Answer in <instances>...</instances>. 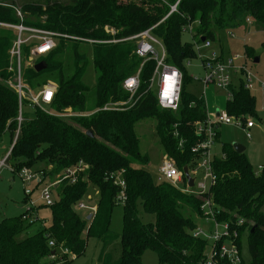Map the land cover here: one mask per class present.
Wrapping results in <instances>:
<instances>
[{"label":"trees","instance_id":"obj_1","mask_svg":"<svg viewBox=\"0 0 264 264\" xmlns=\"http://www.w3.org/2000/svg\"><path fill=\"white\" fill-rule=\"evenodd\" d=\"M167 1L168 4L160 0L28 3L20 11L28 17H36L39 20L36 24L15 19L14 8L0 4V23H22L81 39H125L156 26L152 31L166 47V62L181 70L184 78L178 111L161 110L156 95L147 92L156 63L148 60L142 64L143 60L135 54L133 42L90 46L61 38L51 53L35 63L44 62L46 69L40 72H36L35 64H29V47H24L21 82L37 88L34 87L37 81L47 78L58 87L54 101L46 106L49 112L32 106L24 90L22 115L25 120L16 138L19 116L17 67L11 62L9 52L16 35L11 29L0 27V139L9 134L14 143L7 163L13 165L14 173L25 166L44 163L40 184L72 171L80 163L87 168L84 174L75 172V182L67 178L57 185L58 198L48 207L52 210L51 226L30 231L33 225L23 220L28 211L0 222V264H55L59 261L71 264V257L61 255L60 247L79 257L86 249L85 238L102 244L98 264H143L146 251L157 255L158 264H202L209 242L192 234L204 217L202 204L206 200L213 205L215 220L227 223L229 231L236 232L239 251L243 234L248 235L249 264H264V164L262 172L256 173L245 153L237 154L232 144L225 145L222 154L226 157L215 156L212 165L217 181L210 191L200 197L188 194L169 183L157 184L142 167L149 165V159L146 154H141L135 127L142 119L154 118L159 143L166 155L173 159L180 172L183 173L184 167L191 170L197 159L192 149L199 140L193 124L207 118V109L202 98L186 90L193 79L187 75L185 61L196 59L197 55L191 43L182 42L183 27L198 22L194 39L201 43L205 38L213 44L217 32L228 31L230 34V30L242 28L248 20L264 26V0H180L177 13L163 21L170 5L178 2ZM105 27L114 29L116 35L107 33ZM68 42L73 47L74 66L69 75L67 67L59 60V56L65 54ZM75 45H85L93 51L97 83L92 90L93 107L88 109L91 113L88 116L84 114L87 111L86 94L90 89L81 81L88 67L87 53L85 50V55H81ZM262 46L264 48V42ZM246 50L248 57L254 60L250 48ZM224 56L221 53V57ZM138 72L140 88L131 102L118 111L103 110L107 104L128 102L130 96L123 89V83ZM229 91L233 94L225 105L229 115L245 121L246 116L255 114V99L245 89L242 79L233 83ZM24 107H29L33 115ZM68 110H71L70 119L62 118L68 115ZM89 130L93 132V138L86 135ZM182 139L181 148L179 141ZM117 173H121L126 191L122 204L124 228L120 237L110 231L111 215L120 194L111 178ZM183 181L185 187V175ZM89 182L98 188L99 194L96 212L88 220L73 206L87 193ZM143 215L150 217L147 222L143 221ZM241 220L243 224L239 226L237 223ZM51 241L55 242V248L50 247ZM59 254L61 258L57 259ZM218 264L229 263L223 259ZM242 264H245L243 260Z\"/></svg>","mask_w":264,"mask_h":264},{"label":"built area","instance_id":"obj_2","mask_svg":"<svg viewBox=\"0 0 264 264\" xmlns=\"http://www.w3.org/2000/svg\"><path fill=\"white\" fill-rule=\"evenodd\" d=\"M164 3L168 4L167 0H160ZM180 0L176 2L174 5H170V11L167 16L163 19V21L168 18L171 14L177 13V7ZM19 18H21L20 11H17ZM162 21V22H163ZM250 20H248L249 22ZM198 22L194 24L190 23L183 27V31L190 33L192 36L191 44L194 46L196 52V58L199 59L201 63V67L204 70V76L202 78H192L195 82H201L206 88L214 85L218 90L224 91L227 96V101H229L233 94L229 91L230 86L234 83L232 74L235 72L243 71L241 74L243 76L244 87L247 90H251L253 86L254 76L247 72L245 69H241L235 66V61L238 60V57L231 58H222L221 53L216 51L212 43L209 41L197 42L194 39L195 36V26ZM1 28H8L14 31L16 35V39L10 49L11 62H14L17 67V78H16V89L18 92L19 99V110H18V129L16 133V138L19 135V127L25 120L24 115H22L23 109V99L22 97L25 95L24 90L27 91L28 98L31 101L32 106L40 107L44 111H46V106H49L54 101V94L57 90L56 85L47 84L44 85L41 90L37 94L31 93L28 86L24 85L21 82V71L22 68L21 62L24 57V47H29L30 55L28 57L29 64L34 65L39 58L47 56L52 52V49L57 45L59 39H70L77 40L85 45H100V44H116V43H125L130 42L135 44V54L141 58L144 62L148 60L154 61L156 63V68L152 74L151 81L148 87L147 92L152 91L157 97L158 106L161 110H169V111H178L180 102H181V91L183 88L184 78L183 73L176 66L167 63V51L166 47L160 39H158L153 34V29L156 26L148 28L146 31H143L140 34L131 36L130 38L125 39H113V40H92L89 38H77L70 35L60 34L54 31H46L38 28H31L25 26L24 24H10V23H0ZM105 31L112 36L116 35V31L109 27H105ZM189 60H186L185 63L187 66L190 65ZM188 63V64H187ZM262 87H264V83H262ZM140 88V80H139V72L134 74L131 77L125 79L123 83V89L130 96V102L133 99V96L137 94ZM156 89V93L154 92ZM204 101H206L205 98ZM127 103L117 102L111 103L104 106L102 109L106 111H118L120 107L125 106ZM47 112V111H46ZM71 117L72 115H67ZM225 125H234L236 127H240L245 131L247 138H250L251 135L249 133V129L254 127L252 121L249 120H239L235 117L228 114L226 109L219 111L216 115L211 117L207 114V118L204 121H198L193 124L195 128V135L199 140L195 147L192 149V153L196 155L197 159L195 161L194 167L189 170V174L194 180L193 188L186 186L183 187V178L184 174L180 172L176 167L174 162L171 161L167 157L163 162V165L160 167L159 173L161 177L158 179L160 184H171L178 190L182 192H186L188 194H192L195 196H202L210 191V187L215 184L217 181V174L213 172V162L215 160V154H213L214 147L216 146L217 138H218V129L220 126ZM174 137H178V133H174ZM15 138V139H16ZM15 142V140H14ZM179 146L182 148L184 142L183 139L179 141ZM14 143L12 144V146ZM11 146V147H12ZM12 148L8 150V153L5 157L0 158V170L2 168H11V165L7 163L8 157L10 156ZM219 157L225 158L224 154ZM85 167V166H84ZM86 168V167H85ZM77 170L73 169L72 171H68L63 173L62 179L59 178L58 181L52 183L51 186H47L40 191V200L43 202L44 206L50 207L54 204V200L52 198V191L54 188L56 189L59 182L64 179H73L72 182L76 181V177L74 174ZM18 174L19 178L23 181L24 185L27 182L36 181L37 185L42 181L43 173L42 172H33L24 168ZM113 183L116 187L119 188L120 194L116 198L117 204H123L126 199V191H125V181L121 176V173H117L116 175H112ZM186 182V181H185ZM24 194L29 197L30 193L24 188ZM29 207L26 208L28 211V215H25L23 220H28L32 225L34 224H43V220H40L39 211L37 212V207L32 200H28ZM76 209L91 211V213L96 212L95 207H87L83 204L75 205ZM202 209L204 210V217L202 218L205 224L212 223L215 228L212 235H208L204 232L203 228L196 229L193 232V237L195 238H203L208 242H212V246L210 249V253L206 255L205 260L202 264H218L220 260H227L229 264H242L241 252L236 245L235 240L237 239V234L235 231L232 233L229 231V226L227 223H219L215 220L213 205H211L210 200H206L202 204ZM239 226L243 224V221H239L237 223ZM219 225H222L220 227ZM50 247L55 248L56 244L54 241L49 243ZM61 255H68L69 257L75 258L76 256H72L67 250H64L60 247ZM55 259V257H52ZM61 258L60 254L59 257Z\"/></svg>","mask_w":264,"mask_h":264},{"label":"rangeland","instance_id":"obj_3","mask_svg":"<svg viewBox=\"0 0 264 264\" xmlns=\"http://www.w3.org/2000/svg\"><path fill=\"white\" fill-rule=\"evenodd\" d=\"M47 0H0L1 5L6 6H12L14 9V15L13 17L17 20H24L26 23H38L39 20L35 17H28L21 13L20 9L28 4V3H34L37 5H46ZM55 1V0H49ZM62 3L67 4L69 0H59ZM17 10L21 13V18H19ZM2 23V22H1ZM230 33L234 34V37L229 35V32H217L216 34V40L213 42L212 46H215V48L219 50H223L224 55L227 57L235 58L238 57V60L235 61L236 67L244 68L247 72H249L251 75L254 76L253 79V86L252 90L250 91L252 93V96L255 99V114L252 116H246L245 120H250L255 125L253 129L249 131L251 134V139H247L245 137V132L240 128L236 127L234 125L223 126L220 128V141L224 145H229L233 143H238L245 147V156H247L248 160L251 163V166L253 168V171L256 173L262 172L261 169L264 164V89L260 87V82L264 83V48L262 46V43L264 42V26H262L259 23H256L255 21L250 20V22H246L242 28L238 30H230ZM181 40L183 43H191L192 36L190 33L183 32ZM77 46L76 49L79 51L81 55H85V50L87 53V60H88V67L85 71V74L82 78V84L90 89L88 94H86V97H88L87 101V111L84 116L91 115L90 112H88V109H91L93 107V97H92V90L96 86V78L97 73L95 70V66L93 65L92 61V49L88 46L82 47L81 45H75ZM247 48H250V50L253 52V57L258 58L260 61L259 63L255 64L254 60H251L248 57L247 54ZM72 44L66 43L65 46V54L63 56H59V60L63 62V66L67 67V72L69 75L70 70H73V58H72ZM190 65L186 66V72L189 77L192 78H202L204 76V70L202 67H200L199 59H192L189 60ZM142 64H144V61H142ZM188 64V63H187ZM36 65V64H35ZM66 72V73H67ZM232 77L235 79L239 78L243 80V76L238 73H233ZM44 81V82H43ZM238 81H235V84H237ZM44 86V84H55L56 87H58L57 83L52 81L51 79H42L37 81V85L32 88L29 85V89L31 93L37 94L41 88ZM186 90L194 94L195 96H201L203 92L205 91L206 94V102L208 104L209 112L212 114L213 111H217V108L223 109L225 104V93L218 90L214 85H211L209 87H204V85L200 82H193L189 85H187ZM154 92L156 93V89H154ZM26 96V95H24ZM130 103V100H128L127 104ZM24 110L29 112L30 115H33L31 112L32 110L29 107H24ZM48 111V110H46ZM49 112V111H48ZM68 115L71 114V110L67 111ZM53 114V113H51ZM55 114V113H54ZM82 115V114H80ZM83 116V115H82ZM64 119H70L69 116L63 115L61 116ZM156 120L154 118H146L139 121L137 124H135L136 127V133L139 138L140 143V151L142 155H147L149 159V165L142 166L146 171L149 172V175H152L153 180L159 184L160 182L158 179L161 177V174L159 173L160 167L163 165V162L165 161V155L163 147L161 146V143H159V138L156 132ZM12 146V140L9 134L4 135L0 139V158L5 157V155L8 153V150ZM218 149V148H217ZM171 159L172 162L173 159ZM13 169L11 168H2L0 170V222L3 219H10L12 217H18L20 214H22V211H26V208L29 207V202H25L24 200L28 199L26 195L24 194V188L27 191V193H30L29 199L32 200V202L35 203L37 206V212L39 211V217L40 220H43V224H34L30 231L35 232L42 227H49L52 224V210L48 207L44 206L43 202L40 200V191L47 187L51 186L52 182H56L60 179H62V175H57L56 178H53L52 181H44L42 184L37 185L36 181H31L23 183V181L19 178L18 174L14 173V168L11 163H9ZM24 168H27L30 171L33 172H40L44 168V163H35L32 166H25ZM51 169V167L48 168V170ZM75 170L79 171L81 174H84L87 171V168H85L81 163L74 167ZM72 170V169H71ZM65 173V172H63ZM38 186V187H36ZM60 194V193H59ZM98 188L94 186L91 182L88 184L87 193L81 197L80 201L77 203V205L83 204L87 207H95V204L97 203L98 199ZM52 198L54 201L58 198V193L56 192L55 188L52 191ZM75 205L73 206V209ZM23 211V213H24ZM77 213L80 215L87 214V210H81L76 209ZM262 212L264 214V207L262 209ZM124 213V207H122V204H118L114 207L112 215H111V221H110V231L116 235L121 236V233L123 232L124 223H122ZM150 218L148 216L143 215L142 219L144 222H147ZM222 227V225H219ZM203 228L204 232L208 235H212L214 232L215 226L212 223L205 224L203 219L198 221L197 229ZM87 241L86 243V249L84 253L75 258H69V260H72L71 264H98V258L99 254L102 248V244L99 243L97 240H94L92 238L88 239L85 238ZM212 246V242L209 241L205 253L209 254L210 249ZM113 248V247H112ZM117 248V247H116ZM240 251L242 255V260L245 264L250 263V253L248 251V235L243 234L240 242ZM119 252L117 251V255ZM143 264H158V257L156 254H153L150 251H146L143 253ZM58 259V258H57ZM66 261L55 263V264H65ZM70 263V261H69Z\"/></svg>","mask_w":264,"mask_h":264},{"label":"crops","instance_id":"obj_4","mask_svg":"<svg viewBox=\"0 0 264 264\" xmlns=\"http://www.w3.org/2000/svg\"><path fill=\"white\" fill-rule=\"evenodd\" d=\"M250 22V21H249ZM230 36H232V37H234V34L233 33H230L229 34ZM213 48L216 50V51H219L220 53H223V50L221 49V50H219V49H217V48H215V46H213ZM223 55H224V53H223ZM225 58H226V56H224ZM236 66V65H235ZM200 67H201V63H200ZM242 69V68H241ZM243 69H245V67L243 68ZM235 73H237V72H235ZM239 73V72H238ZM191 78V77H190ZM240 78V77H239ZM239 78H237V79H235L234 80V78H233V81H234V84H235V81H240V79ZM197 82V81H196ZM201 83V82H200ZM238 83V82H237ZM262 83L263 82H260V87L262 88V89H264V87H262ZM205 87V86H204ZM252 90V89H251ZM251 90H249V91H251ZM206 91V90H205ZM205 91L203 92V94L201 95V96H199L200 98H205L206 99V94H205ZM222 92H224V91H222ZM204 100V99H203ZM205 102V106H206V109H207V114H209L211 117H213L214 115H216L219 111H221V110H223V109H225V105H226V103L228 102L227 101V96H226V93H225V104H224V108L223 109H219V108H217V111H213V113L211 114L210 112H209V109H208V104H207V102L206 101H204ZM250 121V120H249ZM223 126H225V125H222V126H220L219 127V129H218V138H217V143H216V146L214 147V150H213V154H215V156H220V155H222V150H223V147L225 146L224 144H222L221 143V141H220V132H219V130H220V128L221 127H223ZM227 127V126H226ZM229 127V126H228ZM254 127H255V125H254ZM254 127H252L251 129H253ZM251 129H249L248 131H250ZM244 131V130H243ZM245 132V131H244ZM251 135V134H250ZM245 137L247 138V136H246V133H245ZM247 139H251V137L250 138H247ZM218 148V149H217ZM245 148V147H244ZM245 151H246V149H245ZM245 153V152H244ZM166 157V159H167V157H168V155H165ZM169 158V157H168ZM188 171H189V169H188ZM186 183H187V181H186ZM28 200H29V197H28ZM27 200V201H28ZM31 200V199H30ZM24 203H25V200H24ZM24 211V210H23ZM23 211H22V213H23ZM25 212V211H24ZM88 213L87 214H85V215H82L83 217H86V218H88L89 217V214H93V213H91V211L89 210V211H87ZM40 214V213H39ZM44 220V219H43ZM31 230V229H30ZM62 262V261H61Z\"/></svg>","mask_w":264,"mask_h":264},{"label":"water","instance_id":"obj_5","mask_svg":"<svg viewBox=\"0 0 264 264\" xmlns=\"http://www.w3.org/2000/svg\"><path fill=\"white\" fill-rule=\"evenodd\" d=\"M205 41V38H202V42ZM259 59L258 58H255L254 59V63L257 64L259 63ZM34 68L36 70V72H40V71H43L46 69V66L44 64V62H38L36 65H34ZM89 138H93L94 137V134L91 130L87 131V134H86ZM232 147L234 149V151L237 153V154H243L245 152V148L238 144V143H233L232 144ZM183 174L185 175V178L187 180V185L188 187L190 188H193L194 186V180L193 178L191 177V175L189 174V171H188V167H184L183 168ZM92 215L89 214V217L87 218L88 220L91 219ZM254 229H252V232H253Z\"/></svg>","mask_w":264,"mask_h":264}]
</instances>
